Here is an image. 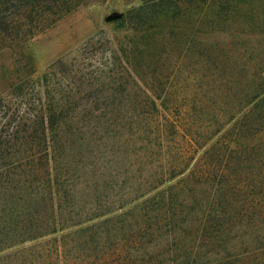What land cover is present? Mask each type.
Listing matches in <instances>:
<instances>
[{
    "label": "trees",
    "instance_id": "obj_1",
    "mask_svg": "<svg viewBox=\"0 0 264 264\" xmlns=\"http://www.w3.org/2000/svg\"><path fill=\"white\" fill-rule=\"evenodd\" d=\"M116 2L117 62L151 74L152 109L120 136L111 112L0 117V264H264V0ZM197 14L205 81L174 99L151 68L186 57Z\"/></svg>",
    "mask_w": 264,
    "mask_h": 264
},
{
    "label": "rangeland",
    "instance_id": "obj_2",
    "mask_svg": "<svg viewBox=\"0 0 264 264\" xmlns=\"http://www.w3.org/2000/svg\"><path fill=\"white\" fill-rule=\"evenodd\" d=\"M122 4H112V0H0V94L20 82L25 69H29L26 76L30 75L20 89L25 100H20L22 95L13 97L16 104L1 111L2 121L17 107L23 117L45 110L64 113L70 129L75 128L76 113L82 111L92 112L96 123L110 112L124 115L111 116L101 126L114 129L118 136L121 131L115 129L142 127L137 115L152 109L146 98V94L152 96L151 74L145 79L129 77L115 54L122 40L118 27L103 21L111 11H121ZM62 6L68 7L67 12L61 13L65 11ZM204 32L203 15L197 14L186 34L190 43L186 57L151 68L156 76H164L161 89L174 99L185 97L187 101L194 94V81H205L209 38ZM173 71L181 73L177 82L174 75L167 81ZM75 139L71 137V142Z\"/></svg>",
    "mask_w": 264,
    "mask_h": 264
},
{
    "label": "water",
    "instance_id": "obj_3",
    "mask_svg": "<svg viewBox=\"0 0 264 264\" xmlns=\"http://www.w3.org/2000/svg\"><path fill=\"white\" fill-rule=\"evenodd\" d=\"M124 17V12L121 11H112L109 14L103 17V21L105 23H111L115 21H119Z\"/></svg>",
    "mask_w": 264,
    "mask_h": 264
}]
</instances>
